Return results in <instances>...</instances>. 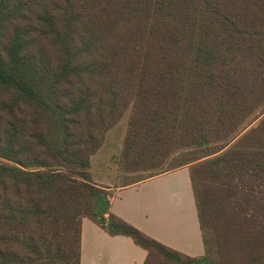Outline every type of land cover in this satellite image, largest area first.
I'll return each mask as SVG.
<instances>
[{
	"label": "trees",
	"instance_id": "1",
	"mask_svg": "<svg viewBox=\"0 0 264 264\" xmlns=\"http://www.w3.org/2000/svg\"><path fill=\"white\" fill-rule=\"evenodd\" d=\"M128 113L123 187L188 168L204 256L93 181ZM84 219L144 264H264V0H0V264H81Z\"/></svg>",
	"mask_w": 264,
	"mask_h": 264
},
{
	"label": "crops",
	"instance_id": "2",
	"mask_svg": "<svg viewBox=\"0 0 264 264\" xmlns=\"http://www.w3.org/2000/svg\"><path fill=\"white\" fill-rule=\"evenodd\" d=\"M113 190V215L189 257L205 255L188 168ZM147 257L131 238L110 236L84 219L81 264H144Z\"/></svg>",
	"mask_w": 264,
	"mask_h": 264
},
{
	"label": "rangeland",
	"instance_id": "3",
	"mask_svg": "<svg viewBox=\"0 0 264 264\" xmlns=\"http://www.w3.org/2000/svg\"><path fill=\"white\" fill-rule=\"evenodd\" d=\"M128 121L129 113L108 133L104 146L92 159L90 172L93 181L109 189L112 195L113 189L124 188L125 184L133 182L136 177L124 173L119 164L128 131Z\"/></svg>",
	"mask_w": 264,
	"mask_h": 264
}]
</instances>
